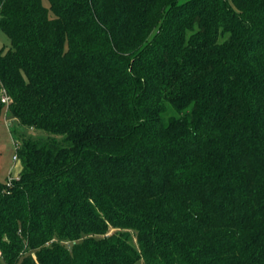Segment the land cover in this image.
I'll list each match as a JSON object with an SVG mask.
<instances>
[{
	"label": "trees",
	"instance_id": "trees-1",
	"mask_svg": "<svg viewBox=\"0 0 264 264\" xmlns=\"http://www.w3.org/2000/svg\"><path fill=\"white\" fill-rule=\"evenodd\" d=\"M0 30V116L46 137L0 264H264V0H0Z\"/></svg>",
	"mask_w": 264,
	"mask_h": 264
},
{
	"label": "rangeland",
	"instance_id": "rangeland-1",
	"mask_svg": "<svg viewBox=\"0 0 264 264\" xmlns=\"http://www.w3.org/2000/svg\"><path fill=\"white\" fill-rule=\"evenodd\" d=\"M44 3H46L44 1ZM0 46L3 50H7L10 46L9 38L0 30ZM184 112H178L172 106L166 103L161 114V121L166 125L171 118L180 117ZM33 128H26L20 125L12 115L4 107L0 116V179L10 180L20 173L22 169V161L19 156V147L23 140H39L44 141L46 137ZM16 159H13V156ZM69 248V242H65ZM32 253V252H31ZM16 264H19L16 263ZM136 264H143L142 261Z\"/></svg>",
	"mask_w": 264,
	"mask_h": 264
},
{
	"label": "built area",
	"instance_id": "built-area-1",
	"mask_svg": "<svg viewBox=\"0 0 264 264\" xmlns=\"http://www.w3.org/2000/svg\"><path fill=\"white\" fill-rule=\"evenodd\" d=\"M1 101L4 102V103H7L8 102V96L4 93L2 94L1 96ZM17 157L14 155L13 156V159H16Z\"/></svg>",
	"mask_w": 264,
	"mask_h": 264
}]
</instances>
